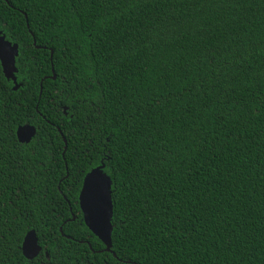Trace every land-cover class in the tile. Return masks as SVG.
<instances>
[{
  "label": "trees",
  "instance_id": "16d2710c",
  "mask_svg": "<svg viewBox=\"0 0 264 264\" xmlns=\"http://www.w3.org/2000/svg\"><path fill=\"white\" fill-rule=\"evenodd\" d=\"M0 30V264L53 236L54 177L72 201L101 163L109 264H264V0H0Z\"/></svg>",
  "mask_w": 264,
  "mask_h": 264
},
{
  "label": "flooded vegetation",
  "instance_id": "af4514ba",
  "mask_svg": "<svg viewBox=\"0 0 264 264\" xmlns=\"http://www.w3.org/2000/svg\"><path fill=\"white\" fill-rule=\"evenodd\" d=\"M57 129L58 131H60L59 128ZM24 143H28V142H24ZM84 177H85V174L81 179L80 185L75 186L76 191L70 190L68 192V195L71 196L72 201L68 199L67 193H64L61 191L60 185H59L61 179L58 177H54L53 181H56V182L54 185L53 184L50 185V187H52V189L53 187L54 189L56 188L58 194H55L53 198L48 199L47 202H50V203L48 205L49 211H47V215L49 216V218L53 219L54 225L57 226V229L53 230L52 232L53 236L46 238L45 239L46 241L40 239L34 229L27 230L24 236L30 230H33L35 233L36 243L38 245L37 251L34 253L33 249H29V252H31L29 253L31 255L29 257L23 254V250H22V242L24 239V236H23L22 241L19 246L21 257L17 256L13 259H10L11 261L9 262V264H62L61 255H60L61 236H63L65 240H69L71 242V244L69 245L70 250L76 253L75 256L73 257L74 258L73 264H109L110 259L108 260V253H110L113 257H116L115 253L112 251V248H111L112 245L107 250L106 246L99 239L98 240L101 242L102 245L98 247L99 244L96 242L95 246L98 248L96 249L93 248L91 240L95 235L86 226H85L87 228L86 230L81 227V225L82 226L85 225L84 219H83V213L80 208V202H79V196L82 190V185H83L82 182H83ZM67 187H70V186H67ZM61 196L67 202L68 211L70 215L68 217L63 218L62 221L63 223H68V222L73 223L71 224V227L74 228L73 233L72 232L68 234L62 233V226L60 224V221H61L60 204H61V198H62ZM79 227L82 230L77 231ZM76 244L77 245L84 244L86 248H82V250H77V251H80V252H77L75 250V247L77 246ZM50 246L52 247L49 248ZM100 253H104V254L95 256V254H100Z\"/></svg>",
  "mask_w": 264,
  "mask_h": 264
},
{
  "label": "water",
  "instance_id": "95a60500",
  "mask_svg": "<svg viewBox=\"0 0 264 264\" xmlns=\"http://www.w3.org/2000/svg\"><path fill=\"white\" fill-rule=\"evenodd\" d=\"M33 43L35 44L34 39H33ZM52 53H53V51L51 50L50 57H52ZM17 56H18V44L17 43H11L10 41H8L5 38V34L0 30V65H1V69H2L4 77L7 80L12 81V83H13L12 89L13 90H17L22 85L21 82H17V77H16L17 68L15 66V62H16L15 59ZM52 72H53V70H52ZM51 77L53 79L55 78L54 72H53V75ZM41 83H40V93L42 90ZM66 109H67V107L64 106V111ZM35 132H36L35 127L30 125V124H24L22 126H18L16 129L17 140L21 143L29 142L30 139L34 136ZM60 134H61V132H60ZM61 136H62V139H63L64 144H65L64 148L66 149V139L62 134H61ZM103 169H104V164H103L102 170ZM98 171H99L98 169H93L92 174H90V175H94V174L98 173ZM109 179H110V177H109ZM87 180H88V178L86 177L85 186H87ZM110 181H111V179H110ZM110 188H111V184H110ZM79 202H80V208H81L82 213H83V219H84L85 226L106 246V249L108 250L109 247L112 245V239H111V234H112L111 219H112V215H113L112 199H111V207L109 209L107 219L105 220L103 227H100V228H98L94 224L93 220L88 215L87 208L85 207V204H84L83 193L81 194V200H80V196H79ZM29 249H33L34 253L38 249V245L36 243V236H35V233L33 230H30L26 233V235L24 236L23 242H22L23 254L27 257L31 256L29 254V253H31V252H29Z\"/></svg>",
  "mask_w": 264,
  "mask_h": 264
},
{
  "label": "snow or ice",
  "instance_id": "6c2138e0",
  "mask_svg": "<svg viewBox=\"0 0 264 264\" xmlns=\"http://www.w3.org/2000/svg\"><path fill=\"white\" fill-rule=\"evenodd\" d=\"M102 168V163L101 165L94 166L93 169L99 170L94 175H90L93 169L89 170L83 179L82 191L80 192V200L81 194L83 193L84 204L87 208L88 215L98 228L103 227L107 219L112 197V188H110L111 181L108 174ZM86 177L88 178L87 186H85Z\"/></svg>",
  "mask_w": 264,
  "mask_h": 264
}]
</instances>
